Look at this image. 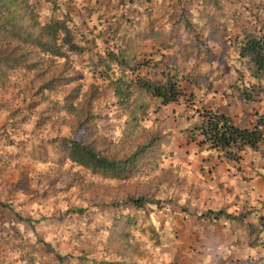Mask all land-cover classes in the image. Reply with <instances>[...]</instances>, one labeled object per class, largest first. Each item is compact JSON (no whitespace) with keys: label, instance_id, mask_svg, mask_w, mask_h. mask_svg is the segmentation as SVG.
Here are the masks:
<instances>
[{"label":"rangeland","instance_id":"374dc122","mask_svg":"<svg viewBox=\"0 0 264 264\" xmlns=\"http://www.w3.org/2000/svg\"><path fill=\"white\" fill-rule=\"evenodd\" d=\"M33 5L41 23L65 18L86 51L38 54L0 23V264H264V145L233 161L193 133L208 109L245 126L264 121V99H241L257 80L234 45L243 29L264 33V0ZM174 68L179 102L141 90ZM126 84L132 96L120 101L115 88ZM64 138L114 161L135 155V167L122 179L95 175L68 159ZM140 198L143 209L131 201ZM221 209L244 223L205 215Z\"/></svg>","mask_w":264,"mask_h":264},{"label":"trees","instance_id":"16d2710c","mask_svg":"<svg viewBox=\"0 0 264 264\" xmlns=\"http://www.w3.org/2000/svg\"><path fill=\"white\" fill-rule=\"evenodd\" d=\"M33 1L38 0H0V23L1 29L12 36V39L18 42L20 46L30 48L38 54L51 56L54 58H66L70 53L76 55L85 54V47L78 44L75 40V34L68 26L63 17H50L45 23H41L36 14ZM0 29V30H1ZM2 32V31H1ZM202 45V44H201ZM234 45L241 59L246 60L251 66L252 78L257 80L249 87L241 91V99L246 102L257 103L264 99V33L252 32L243 29L235 37ZM203 46V45H202ZM208 47V46H207ZM203 52H208V48ZM205 49V50H204ZM29 51L31 53L32 51ZM109 60L118 66L126 67L127 59L122 52H108ZM210 61H220L216 54H208ZM2 60H5L2 58ZM104 62V61H102ZM26 69L34 66L33 62H23ZM148 62L142 65H148ZM139 63L133 66L139 67ZM186 79L191 81L192 74ZM157 76V75H155ZM162 80L144 79L139 85L141 90L150 94L153 98L161 100L164 104L179 102L186 97L184 90L180 85L179 70L174 68L162 74ZM185 75L182 76V79ZM197 82L198 79L195 78ZM130 84L126 88L117 86L116 95L120 101L129 99L132 96ZM203 120L195 126L194 135L202 137L200 144L210 150H221L226 157L233 161L240 160V153L246 148L259 149L264 145V121L251 126L238 124L234 118L226 111L217 109L205 110ZM199 133V134H197ZM60 141V140H59ZM63 151L68 153V159L74 164L90 171L95 175L105 176L110 179H122L135 167L136 156L133 155L129 162L114 161L97 152L91 145L80 142L76 139H61ZM133 205L138 209H143L148 202L145 198L132 199ZM79 212H82L80 210ZM205 215L212 221L221 219L236 220L240 225L244 223L245 215H235L224 209L213 211L209 210ZM20 221L29 224L34 229L35 222L31 219L19 216ZM49 245V244H46ZM58 260L64 258L57 255ZM262 262V260H261ZM248 264H255L253 262Z\"/></svg>","mask_w":264,"mask_h":264},{"label":"crops","instance_id":"0c3cea01","mask_svg":"<svg viewBox=\"0 0 264 264\" xmlns=\"http://www.w3.org/2000/svg\"><path fill=\"white\" fill-rule=\"evenodd\" d=\"M227 112V111H226ZM233 118H234V116L232 115V113H229ZM230 213V212H229Z\"/></svg>","mask_w":264,"mask_h":264}]
</instances>
